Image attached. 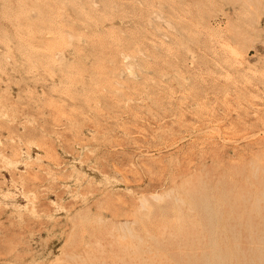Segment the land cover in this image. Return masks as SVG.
I'll return each mask as SVG.
<instances>
[{"label": "rangeland", "instance_id": "obj_1", "mask_svg": "<svg viewBox=\"0 0 264 264\" xmlns=\"http://www.w3.org/2000/svg\"><path fill=\"white\" fill-rule=\"evenodd\" d=\"M261 185L264 0H0V264H235Z\"/></svg>", "mask_w": 264, "mask_h": 264}, {"label": "bare ground", "instance_id": "obj_2", "mask_svg": "<svg viewBox=\"0 0 264 264\" xmlns=\"http://www.w3.org/2000/svg\"><path fill=\"white\" fill-rule=\"evenodd\" d=\"M258 185H259V184H258ZM261 186H262V185H261ZM261 189H263V186H262ZM202 190H203V189H202ZM198 191H199V190H198ZM198 191H197V192H198ZM230 191H231V190H230ZM230 191L228 190V192H230ZM263 191H264V189H263ZM204 192H205V191H204ZM204 192H203V193H204ZM207 192H208V191H207ZM224 192H225V191H224ZM224 192H223V193H224ZM250 192H251V191H250ZM250 192H249V193H250ZM261 192H262V191H260V192H258V193L260 194ZM198 193H200V191H199ZM226 193H227V191H226ZM226 193H224V195H225ZM247 193H248V191H247ZM256 193H257V192H256ZM258 193H257V194H258ZM206 194H209V192L206 193ZM227 194H228V193H227ZM227 194H226V195H227ZM237 194H238V193H236V197L239 198V197H238L239 194H238V195H237ZM253 194L255 195V193H253ZM257 194H256V195H257ZM203 195H204V197H207V196H209L210 194L207 195V196H206L205 194H203ZM254 195H253V198H254ZM256 195H255V197L257 198ZM195 196H197V195H194V197H195ZM199 196H200V195L198 194V197H199ZM242 196H243V195H242ZM247 196H248V197H246V199L249 198L250 194L247 195ZM198 197H197V198H198ZM224 197H227V196H224ZM256 198L254 199V204H255V200H258V202L261 200V199L259 200L258 198H264V192H262V193L259 195V197H258L257 199H256ZM200 199H201V197H200ZM202 199H203L202 201H205L207 198H206V199H205V198H202ZM204 199H205V200H204ZM239 199H242V198H239ZM243 199H244V197H243ZM243 199H242V201H243ZM247 201H248V199H247ZM263 201H264V199H262V202H263ZM234 202H235V201H234ZM245 202H246V201H245ZM258 202H257V204L254 205V208L252 207L253 210H256V209H257V211H259V210H258V208H259ZM207 203L209 204V202H206V201H205V204H206V205H207ZM232 203H233V202H232ZM250 203H251V202H250ZM252 203H253V201H252ZM252 203H251V204H252ZM263 203H264V202H263ZM201 204H202L201 207H203V202H202ZM251 204H250V205H251ZM228 205H229V204H228ZM242 205H244V204H242ZM207 206L209 207V205H207ZM229 206H230V205H229ZM236 206H237V205H236ZM251 206H252V205H251ZM262 206L264 207V205H262ZM205 207H206V206H205ZM205 207H203L204 210L207 208V207H206V208H205ZM255 207H256V208H255ZM252 208H250V209H252ZM207 209H208V208H207ZM207 209H206V210H207ZM260 209H261V208H260ZM204 210H203V211H204ZM240 210H241V209H240ZM243 210H244V209H243ZM263 210H264V209L262 208V212H263ZM208 211H209V209L207 210V212H208ZM260 211H261V210H260ZM229 212L231 213V210H230ZM248 212H249V209H248ZM248 212H247V213H248ZM255 212H256V211H255ZM255 212H254V213H255ZM249 213H251V212H249ZM249 213H248V215H249ZM240 214H241V213H240ZM256 214H258V213H256ZM259 214H260V213H259ZM229 215H230V214H229ZM254 215H255V214H254ZM263 215H264V213H263ZM263 215H262V216H263ZM251 216H252V215H251ZM258 216H259V215H258ZM260 216H261V215H260ZM240 217H241V216H240ZM248 217H249V216H248ZM248 217H246V218H248ZM256 218H257V216H256ZM228 219H229V218H228ZM261 219L264 220V218H261ZM248 220L250 221V218L247 219V221H248ZM245 221H246V220H245ZM245 221H244V222H245ZM263 222H264V221H263ZM250 223H251V222H250ZM239 224H240V223H239ZM258 224L261 225V223H258ZM246 225H247V224H246ZM250 226H253V225H248V227H250ZM257 226H258V225H257ZM257 226H256V227H257ZM239 227H240V226H239ZM239 227H238V228H239ZM245 227H246V226H245ZM253 227H254V226H253ZM228 228H229V226H228ZM232 228H233L232 231L234 232V228H235V227H231V229H232ZM239 229H240V228H239ZM243 229H244V228H243ZM256 229H257V228H256ZM263 229H264V223H263ZM263 229H262V230H263ZM227 230H228V229H227ZM245 230H246V229H245ZM249 230H250V229H249ZM258 230H259V229H257V231H258ZM262 230H261V231H262ZM238 231H239V230H238ZM230 232H231V230H230ZM239 232H240V231H239ZM239 232H238V233H239ZM249 232L251 233V230H250ZM249 232H248V233H249ZM254 232L256 233V231H254ZM263 232H264V231H263ZM258 233H259V232H258ZM231 234H232V233H230V235H231ZM234 234H236V233L234 232L233 235H234ZM259 234H260V233H259ZM233 235H232V236H233ZM248 235H249V234H248ZM251 235H252V234H251ZM251 235H250L249 237H251ZM257 235H258V234H257ZM232 236H230V237L232 238ZM260 236H262V237H261L260 239H259V237H258V240H256V241L259 242L262 246L259 244V246H257V247H253V249H254V248H257V249H256V250L254 249L255 251L251 252V250H252V249H251V248H252V245H253V246L256 245V244H254V243L252 242L253 244H251V248H250V249H251V250H250L251 253H250V254H248V253L246 254V253L244 252L243 249H239V252H238V253H239V256H238V257H234V256H233L234 259H235V264H236L237 262H238L237 264H264V237H263V234H262V235L260 234ZM239 237H240V235H239ZM239 237H238V238H239ZM236 239H237V238H236ZM256 239H257V238H256ZM252 240H253V238H252ZM252 240H251V241H252ZM253 241H254V240H253ZM210 244H211V243H210ZM233 244H235V243H233ZM236 244L239 245V242L236 243ZM248 244H250V243H248ZM257 244H258V243H257ZM249 246H250V245H249ZM234 247H235V246H234ZM238 247H239V246H238ZM191 248H192V247H191ZM206 248H207V250H208V247H206ZM213 248H214V247H213ZM193 249H194V248H193ZM193 249H192V250H193ZM231 249H232V248H231ZM190 250H191V249H189V251H190ZM192 250H191V252H189V253H191V255H193ZM207 250H206V252H208ZM223 250H224V248H223ZM234 250H235V249H234ZM234 250H233V251H234ZM183 251H184V250H183ZM235 251H236V250H235ZM237 251H238V250H237ZM237 251H236V252H237ZM203 252H204V254H205V250L202 251V253H203ZM220 252H221V249H220ZM220 252H219V253H220ZM178 253H179V252H178ZM185 253H186V252H185ZM189 253H188V254H189ZM221 253H222V252H221ZM234 253H235V252H234ZM234 253H232V254L234 255ZM204 254H202V255H203V258L201 259L202 262H205V261H204V258H205V255H204ZM206 254H207V253H206ZM223 254H224V253H223ZM235 254H237V253H235ZM179 255H180V254H178V256H179ZM185 256H187V253H186ZM235 256H236V255H235ZM187 257H189V256H187ZM191 257H192V256H191ZM198 257H200V255H199ZM201 257H202V256H201ZM209 257H210V256L208 255V258H209ZM225 257H226V256H225ZM227 257H228V256H227ZM233 257H232V258H233ZM179 258H180V257H179ZM192 258H193V257H192ZM227 259H228V258H227ZM227 259H226V260H227ZM187 260H188V259H187ZM192 260H193V259H192ZM198 260H199V259H198ZM205 260H206V258H205ZM214 260H215V259H214ZM236 260H237V261H236ZM208 261H209V260H208ZM210 261H211V260H210ZM188 263H189V262H188ZM188 263H187V264H188ZM200 263H201V262H200ZM208 263H209V262H208ZM228 263H229V262L227 261L226 264H228ZM197 264H198V263H197ZM201 264H202V263H201ZM206 264H207V261H206ZM224 264H225V263H224Z\"/></svg>", "mask_w": 264, "mask_h": 264}]
</instances>
